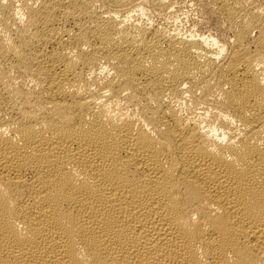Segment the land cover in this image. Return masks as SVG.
<instances>
[{
  "label": "bare ground",
  "instance_id": "1",
  "mask_svg": "<svg viewBox=\"0 0 264 264\" xmlns=\"http://www.w3.org/2000/svg\"><path fill=\"white\" fill-rule=\"evenodd\" d=\"M0 264H264V0H0Z\"/></svg>",
  "mask_w": 264,
  "mask_h": 264
},
{
  "label": "rangeland",
  "instance_id": "2",
  "mask_svg": "<svg viewBox=\"0 0 264 264\" xmlns=\"http://www.w3.org/2000/svg\"><path fill=\"white\" fill-rule=\"evenodd\" d=\"M184 10L183 11H185V8H183ZM181 14V15H180ZM178 15L180 16V19L176 22L178 25H180V27H181V25H182V29H185V28H188L189 27V23H187L185 20L186 19H184V17H183V13H178ZM187 25V26H186Z\"/></svg>",
  "mask_w": 264,
  "mask_h": 264
}]
</instances>
